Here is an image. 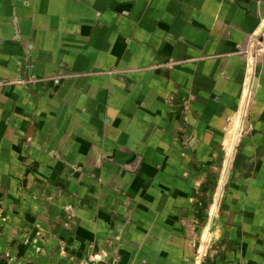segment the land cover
<instances>
[{"label":"crops","instance_id":"crops-1","mask_svg":"<svg viewBox=\"0 0 264 264\" xmlns=\"http://www.w3.org/2000/svg\"><path fill=\"white\" fill-rule=\"evenodd\" d=\"M257 40L264 0H0V264H264Z\"/></svg>","mask_w":264,"mask_h":264},{"label":"rangeland","instance_id":"rangeland-1","mask_svg":"<svg viewBox=\"0 0 264 264\" xmlns=\"http://www.w3.org/2000/svg\"><path fill=\"white\" fill-rule=\"evenodd\" d=\"M218 177V174H217ZM217 180V179H216ZM219 180V179H218ZM199 187L198 192L202 197L197 205L198 208L201 210V216L198 218V232H197V257L198 260H203L205 256H210L211 247L213 241L217 238L218 232L215 228V224L217 223L218 219V208L219 207V199L218 201L214 200L216 193L222 192V188L225 189L224 186L220 187L219 183H213L212 185L206 187ZM207 193V194H206ZM207 195V198L203 196ZM217 202V207L213 215H210L209 209L210 206ZM206 235V236H205Z\"/></svg>","mask_w":264,"mask_h":264},{"label":"built area","instance_id":"built-area-1","mask_svg":"<svg viewBox=\"0 0 264 264\" xmlns=\"http://www.w3.org/2000/svg\"><path fill=\"white\" fill-rule=\"evenodd\" d=\"M242 55L248 62L256 61L257 58L264 55V43L259 40L255 41L254 44L243 50Z\"/></svg>","mask_w":264,"mask_h":264}]
</instances>
